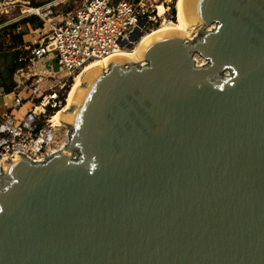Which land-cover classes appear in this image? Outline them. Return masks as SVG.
I'll use <instances>...</instances> for the list:
<instances>
[{
    "label": "water",
    "instance_id": "95a60500",
    "mask_svg": "<svg viewBox=\"0 0 264 264\" xmlns=\"http://www.w3.org/2000/svg\"><path fill=\"white\" fill-rule=\"evenodd\" d=\"M184 11L194 40L109 58L64 147L3 164L0 264H264V0Z\"/></svg>",
    "mask_w": 264,
    "mask_h": 264
},
{
    "label": "built area",
    "instance_id": "2783aa9c",
    "mask_svg": "<svg viewBox=\"0 0 264 264\" xmlns=\"http://www.w3.org/2000/svg\"><path fill=\"white\" fill-rule=\"evenodd\" d=\"M11 2L0 0V13L7 12ZM34 10L39 9L29 12L38 15ZM151 22L152 15L140 4L126 0H84L65 21L50 25L48 33L28 48V54L19 61L43 60L54 54L67 77L51 84L52 74L45 70L31 74L20 91L7 93L0 85V98L10 97L6 112L0 115V175L3 164L15 156L41 163L64 147L69 130L64 125L56 126L54 121L68 105V82H74L92 63L127 51L125 46L131 42V35L138 33V40L147 35L152 30ZM24 92L29 93L27 99L23 98ZM26 102L31 106L30 112L20 120L12 117L10 111L20 109ZM60 128H66V135L57 146Z\"/></svg>",
    "mask_w": 264,
    "mask_h": 264
},
{
    "label": "rangeland",
    "instance_id": "374dc122",
    "mask_svg": "<svg viewBox=\"0 0 264 264\" xmlns=\"http://www.w3.org/2000/svg\"><path fill=\"white\" fill-rule=\"evenodd\" d=\"M133 4H140L143 7V10L148 12L149 15H152L153 22H151L150 28L152 29L147 34L152 33L163 26H167L170 24L177 23V10H176V1L177 0H126ZM84 0H12L7 12L0 13V20L4 21L3 26H7L10 24L18 23L20 20L24 18H28L31 16L37 17L39 20L43 22V26L40 29L31 28V25H20L16 32L25 33L29 40L24 42L22 47V55L20 58L24 57L28 54L30 47L33 46L35 42L40 41L44 37L50 28V25H57L65 21L69 18L73 12L83 4ZM40 3H44L39 8L37 5ZM30 9H40V12L37 14H32L33 12H29ZM174 9L175 11V20H172L171 11ZM51 12L50 15H47ZM47 15V16H45ZM24 35V36H25ZM198 35V30H194L190 32V37L187 40H194L195 36ZM145 36V35H144ZM142 39V37L137 41V43ZM35 42L33 44L32 41ZM137 43L133 46V48L137 45ZM10 45V41L8 38L0 36V49L4 50L7 46ZM132 48V49H133ZM131 49V50H132ZM129 50V51H131ZM27 51V53H25ZM19 58V59H20ZM195 62L202 64L203 61L200 58L195 57ZM49 71L51 76L50 83H57L64 80L67 77L66 72H62L60 70L59 65L57 64V58L54 54L48 55L47 58L43 60H27L25 67H20L14 71L13 81L15 83H20L22 86L26 84V80L30 77L31 74H40L42 71ZM69 92L72 88L73 81L70 80L68 82ZM29 96L28 92L23 93V98L27 99ZM29 103V102H27ZM26 108L23 110L16 112L10 111V114L14 118L22 119L27 113L30 112L31 106L28 104ZM59 139L56 142L58 146L66 135V128L59 129Z\"/></svg>",
    "mask_w": 264,
    "mask_h": 264
},
{
    "label": "bare ground",
    "instance_id": "6f19581e",
    "mask_svg": "<svg viewBox=\"0 0 264 264\" xmlns=\"http://www.w3.org/2000/svg\"><path fill=\"white\" fill-rule=\"evenodd\" d=\"M176 10H177V23L175 24H170L167 26H163L155 31H152V33L147 34L145 36L142 37V39L137 43V45L131 50H122L120 51L118 54H116L113 57H121L124 59L129 60L131 63H137L139 62V55L137 54V50L140 49L143 44L150 38L156 36V35H165V34H170V33H178V34H182L185 38H189L190 37V32L196 30V28L192 27V25H190L188 23V21L186 20L185 17V0H177L176 1ZM34 12H40L39 10H34ZM111 58V57H110ZM198 58V57H197ZM109 59V58H108ZM104 60L101 62H94L92 63L90 66H88L83 73L78 76L77 78H75L72 88L69 92V96H68V105L67 107L60 111L56 116H55V124L56 126H60L62 127L64 124L62 121H60V116L62 115H66L68 114L69 110H70V106L72 105V99L75 97L77 90L79 88H83V81H85L87 75L90 73V71H92L95 68H107L106 65V61L108 60ZM118 60H121L120 58ZM196 60V59H195ZM202 60V59H201ZM203 63L201 65H203L205 63L204 60H202ZM198 65H200L197 62ZM64 127V126H63Z\"/></svg>",
    "mask_w": 264,
    "mask_h": 264
},
{
    "label": "trees",
    "instance_id": "16d2710c",
    "mask_svg": "<svg viewBox=\"0 0 264 264\" xmlns=\"http://www.w3.org/2000/svg\"><path fill=\"white\" fill-rule=\"evenodd\" d=\"M118 1V0H116ZM44 3L37 5L39 8ZM172 20H175V11L172 9ZM4 21L0 20V26H3ZM31 25V28L40 29L43 22L35 16L24 18L18 23L10 24L0 28V36L8 38L10 45L4 50L0 49V85H3L7 93L20 91L22 85L13 81L14 71L20 67H25L26 62H20L19 58L22 55V47L24 45L23 36L25 33L16 32L20 25ZM27 53V51H25Z\"/></svg>",
    "mask_w": 264,
    "mask_h": 264
},
{
    "label": "crops",
    "instance_id": "0c3cea01",
    "mask_svg": "<svg viewBox=\"0 0 264 264\" xmlns=\"http://www.w3.org/2000/svg\"><path fill=\"white\" fill-rule=\"evenodd\" d=\"M23 40H24V42H25L26 40H29V39L27 38V35L23 36ZM34 42H35V40L32 41L31 44H33ZM9 100H10V97L0 98V115H2L3 113L6 112V107H5V105H6L7 103H9ZM28 104H29V103L26 102V103H25L20 109H18V110H13V111L19 112V111L23 110L24 108H26L27 106H29ZM16 119H19V118L16 117ZM19 120H20V119H19Z\"/></svg>",
    "mask_w": 264,
    "mask_h": 264
}]
</instances>
